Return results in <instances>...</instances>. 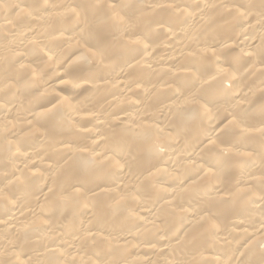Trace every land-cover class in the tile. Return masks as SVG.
I'll use <instances>...</instances> for the list:
<instances>
[{
  "label": "clouds",
  "instance_id": "obj_1",
  "mask_svg": "<svg viewBox=\"0 0 264 264\" xmlns=\"http://www.w3.org/2000/svg\"><path fill=\"white\" fill-rule=\"evenodd\" d=\"M0 264H264V0H0Z\"/></svg>",
  "mask_w": 264,
  "mask_h": 264
}]
</instances>
